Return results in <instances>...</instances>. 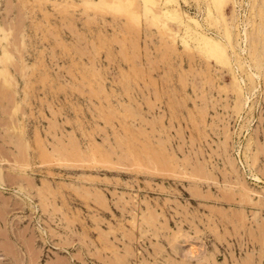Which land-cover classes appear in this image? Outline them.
I'll return each mask as SVG.
<instances>
[{
  "label": "rangeland",
  "instance_id": "1",
  "mask_svg": "<svg viewBox=\"0 0 264 264\" xmlns=\"http://www.w3.org/2000/svg\"><path fill=\"white\" fill-rule=\"evenodd\" d=\"M0 264H264V0H0Z\"/></svg>",
  "mask_w": 264,
  "mask_h": 264
},
{
  "label": "bare ground",
  "instance_id": "2",
  "mask_svg": "<svg viewBox=\"0 0 264 264\" xmlns=\"http://www.w3.org/2000/svg\"><path fill=\"white\" fill-rule=\"evenodd\" d=\"M209 42V41H208ZM211 42V41H210Z\"/></svg>",
  "mask_w": 264,
  "mask_h": 264
}]
</instances>
